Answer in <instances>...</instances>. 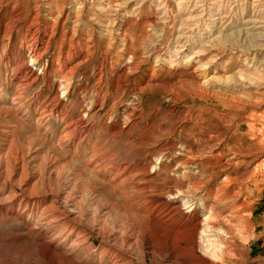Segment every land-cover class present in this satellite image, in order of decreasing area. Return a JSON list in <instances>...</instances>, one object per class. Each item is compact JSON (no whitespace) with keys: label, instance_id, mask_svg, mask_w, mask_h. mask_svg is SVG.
I'll use <instances>...</instances> for the list:
<instances>
[{"label":"rangeland","instance_id":"obj_1","mask_svg":"<svg viewBox=\"0 0 264 264\" xmlns=\"http://www.w3.org/2000/svg\"><path fill=\"white\" fill-rule=\"evenodd\" d=\"M263 7L0 0V198L23 211L27 200H44L42 184L55 173L51 188L68 216L90 229L88 264H108L116 249L138 264H170L154 250L175 253L166 239L154 237L143 257L120 239L133 221L148 238L149 220L167 213L148 203L170 193L191 201L182 208L192 217L186 226H210L226 255L206 257L264 264ZM15 163L21 187L9 184L18 179ZM37 182L32 197L24 192ZM30 203L23 219L0 212V264H51L39 253L46 239L34 220L48 202Z\"/></svg>","mask_w":264,"mask_h":264},{"label":"bare ground","instance_id":"obj_2","mask_svg":"<svg viewBox=\"0 0 264 264\" xmlns=\"http://www.w3.org/2000/svg\"><path fill=\"white\" fill-rule=\"evenodd\" d=\"M254 31L256 32V30ZM260 36H262L261 38H264V32L261 33ZM41 48H42V44L35 43L32 45L31 49H32L33 58H37V57L39 58ZM99 162H101V160ZM17 167H18V164L15 163L13 167L15 169L13 170L12 180H14L15 177L18 178L20 176L19 175L20 170ZM122 174L125 175L126 172L123 171L121 175ZM57 178L58 177L55 176V173H52L49 175L48 183L42 184L44 187V190H43L44 200L43 199L42 200L41 199L40 200H27L28 202L26 204L27 208L23 211H20V210H16V207H15L16 202L14 200H9V198L12 199V197L0 198V212L5 210L7 215L15 216L19 219H23V217L29 210L28 208H29V205L31 204L30 202H32V205L36 207L39 206L40 204H46V202H48V204H46L43 207V211L41 212V214H39L37 218L34 219L35 224L37 225L38 232L43 234V236L46 239V240L44 239L45 243H43L42 245H39V253L41 257L47 263H51V264H88L90 258L87 256H84L83 251L85 250L86 246H89L88 244H90V229L88 228L85 229L83 226H78V224L75 223L76 218L73 217L72 219V217L70 218V216H68V213H69L68 207H67L68 205L66 202L64 203L63 198L61 199V196H60L61 193L54 192L51 188V182L53 181L54 183ZM23 180L22 178H18L17 180H14V182L12 181L9 184H11L12 187L16 185H19L21 187L22 182H25L26 179L25 181ZM113 181L114 179H111V182ZM37 184L38 182L36 183V185L34 184L33 186L31 185L33 187L32 189H29V188L24 189V192L30 194L32 197L34 194L33 190H35L38 186ZM4 186L6 188V184H4ZM3 189L4 188H0V197L4 195ZM48 198L50 200H46ZM170 198H171L170 193H167V195L165 193V194H161V195L153 197L152 200L148 203L149 209L151 210V212L152 210H157L158 208H161V207H163V209L165 208L167 212L164 215L162 214L163 216L162 218H156V217L153 219L149 218L150 227L147 228L148 238H143V239L140 238V231L141 229H143V227H141V225L138 226L137 223L133 221L131 222V226H129V229L128 230L126 229L127 231H126L125 236L122 235L120 237L121 241H123L124 244L132 243L134 246H138V249H139L138 252L143 257L145 255L144 254L145 245H148V246L155 245L153 242H154V237L156 236L164 238L166 239L168 243H171L176 248V250H174L175 253L172 254L168 251L166 252L164 249L159 247V245L158 246L156 245L155 247L154 246L153 247L156 253H158L159 251H162L163 254L159 253L158 255L162 256L163 258L167 257L168 260L172 259V262L170 264H177L178 260L181 262V264H216L215 262L210 260L208 257H215V258L219 257V259H224V257L226 256L225 252L223 250H220L219 248L220 246L217 245L216 240H213L214 238L213 239L211 238L212 235L210 234L211 232L210 226L203 227L201 225L202 223H200L199 221L189 228L186 226L188 223V220L191 219L192 217L184 213L182 208L183 207L187 208L185 205H190L191 201L186 200L183 203L182 200L177 201V200H171ZM30 213H32V209ZM85 215L86 214L84 213V216ZM210 218L209 217L206 218L204 220V223L205 222L209 223ZM82 223H86L85 219L84 221L79 222L80 225ZM167 223H170V224H167ZM62 227H68V230H65V231L63 230L60 232L57 231L61 229ZM92 229L96 231L95 234L97 235L103 234L102 228L98 226L93 225ZM107 233L108 235L106 237L110 238V233L109 232ZM177 250L179 252L178 253L179 255H177L176 253ZM111 252H112L110 254L111 256L109 257V260H108L110 262L108 264H138L130 257L128 252L124 251V249H116V250H112ZM102 264H107V262H103Z\"/></svg>","mask_w":264,"mask_h":264}]
</instances>
